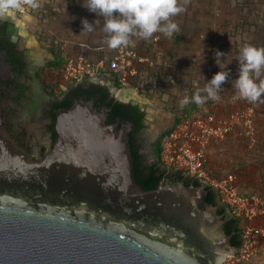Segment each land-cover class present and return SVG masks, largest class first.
I'll list each match as a JSON object with an SVG mask.
<instances>
[{"label": "water", "instance_id": "1", "mask_svg": "<svg viewBox=\"0 0 264 264\" xmlns=\"http://www.w3.org/2000/svg\"><path fill=\"white\" fill-rule=\"evenodd\" d=\"M29 96L15 107L16 130L53 99L36 81ZM56 114L40 161L0 114V264H224L237 253L205 186L137 183L129 125L107 124L85 100Z\"/></svg>", "mask_w": 264, "mask_h": 264}, {"label": "rangeland", "instance_id": "2", "mask_svg": "<svg viewBox=\"0 0 264 264\" xmlns=\"http://www.w3.org/2000/svg\"><path fill=\"white\" fill-rule=\"evenodd\" d=\"M84 2L85 0H48L46 3L48 7L43 5L39 10L31 12V14L27 13L20 17L10 10L11 13L9 15L15 18L17 23L22 26L23 35L26 36L27 44L30 46L31 53L34 56L42 61L50 62L54 60V54L58 53L64 55L66 61L74 57L75 51L70 48L72 39L70 40L68 35L70 34L69 27L66 32L61 30L60 27H65L68 22L70 25L71 21L78 22L77 20H79L80 23L82 18H88L82 16V14L88 13L87 8L82 6ZM177 3L178 6L183 8V11L170 18L177 26L192 25L189 22L196 19L198 23L201 22L202 25H205L204 28H209V21H211L215 25V27L213 26L214 28H217L219 32V29L222 31L221 34L218 32L213 36L205 37L204 35L198 38L199 45L196 48L200 51L193 57L189 56V58L193 59L190 61L194 63L193 65L183 60L184 47L182 46L184 43L192 44L191 42L196 40V38L184 37L182 29L179 30V27L170 37L156 32L147 39L152 42L153 38H158L155 47L157 48L158 46L159 51L154 54L153 65L143 68L138 78L129 87L136 94V97L132 99H136L147 112V128L138 137L142 160L146 165L156 162L155 144L173 126H169V124L175 119L176 107L181 106L176 102H181L182 98L187 96L185 90L195 92L203 98L206 93L202 89L208 83V80L220 70L230 73L234 72L235 75L232 79V82H234L238 76L237 57L240 49L245 45L264 47V41L259 43V40L264 35V0H177ZM231 19L233 20L232 26H230L229 22ZM99 24L104 27V21ZM226 27L228 28L227 31L230 32L229 35L231 34L232 38L235 39L234 43H231V40L227 41L229 38L224 32ZM130 41L137 46L138 43L146 40L131 36ZM228 46L230 47L229 50L233 48L232 57L234 63L227 68L225 56ZM216 51L224 53L218 60L221 64V69L215 62ZM85 54L90 56V53ZM96 57L102 58L100 53L99 55L96 54ZM263 75L264 70H262L260 76ZM54 76L55 74L51 72L46 77L47 79L43 76L41 81L45 82L44 80H46V82L52 83L55 81ZM229 77L228 75L226 78L228 82ZM100 80L111 86V91L115 96L125 100L121 97L120 86H112L108 78L103 77ZM35 81L46 94L43 90V87H46L44 83L38 80ZM63 86L64 82L58 83L55 89L59 90ZM47 95L49 94L47 93ZM255 114L257 118V109H255ZM256 141H258L257 135ZM247 148L248 150L250 149L249 147ZM179 183L181 182H175L168 178L162 181V184ZM261 218H264V216ZM245 224L246 222L241 220V229L244 228ZM261 227L264 228V226ZM263 261L258 260L249 264H264Z\"/></svg>", "mask_w": 264, "mask_h": 264}, {"label": "built area", "instance_id": "3", "mask_svg": "<svg viewBox=\"0 0 264 264\" xmlns=\"http://www.w3.org/2000/svg\"><path fill=\"white\" fill-rule=\"evenodd\" d=\"M18 3L20 7L11 11L20 17L36 11V7H31L27 0H18ZM157 41L158 38H153L151 44ZM100 56L102 58L80 54L67 59L61 68L52 71L55 74L53 84L104 77L117 82L121 90L128 89L140 71L154 62L149 51L141 52L131 41L127 46L102 51ZM187 99L188 94L182 101ZM180 109L182 106L176 107L175 115L181 119L174 123L162 141L161 163L166 170L165 175L181 172L183 176L197 180L220 197L229 216L246 222L242 228L241 247L237 253L228 255L224 263L249 264L264 260V228L253 225L256 218L264 216V199L244 192L235 172L213 174L208 159V150L213 142L222 143L234 135L244 140L250 149L255 147L257 118L254 105H243L223 115L205 103L199 104L191 116Z\"/></svg>", "mask_w": 264, "mask_h": 264}, {"label": "flooded vegetation", "instance_id": "4", "mask_svg": "<svg viewBox=\"0 0 264 264\" xmlns=\"http://www.w3.org/2000/svg\"><path fill=\"white\" fill-rule=\"evenodd\" d=\"M22 30V26L11 15L0 14V114L3 115L5 129L10 137L33 159L40 161L51 150L56 140V112L66 109V103L73 104L77 100H85L93 102L94 107L106 115L110 124L124 127L129 125L131 127L128 132L129 142L136 149L139 144V134L147 128V112L144 107L136 99H119L112 93L111 86L100 80L102 78L67 81L59 90L55 89L56 86L53 82L41 81L43 76L47 79L46 77L54 68L48 67L49 61H42L31 53V48L28 46ZM35 80L44 83L46 87H43V90L53 99L42 100L39 103L40 111L36 113L33 109L28 112L27 123L16 130L12 122L15 107H20L24 101L30 98L29 93ZM110 81L112 86L116 87V83L113 80ZM116 103L139 106V111L143 114L141 117L142 127L137 128L130 121L112 116L113 106ZM36 131L38 135L35 133ZM140 163L143 167L151 165H146L142 158ZM228 216L227 214V219ZM239 228L241 229L240 226ZM241 238L243 241L242 229Z\"/></svg>", "mask_w": 264, "mask_h": 264}, {"label": "crops", "instance_id": "5", "mask_svg": "<svg viewBox=\"0 0 264 264\" xmlns=\"http://www.w3.org/2000/svg\"><path fill=\"white\" fill-rule=\"evenodd\" d=\"M47 2L48 0H35V3L37 4V7L35 8L36 11L39 10V8L43 5H47L46 7H48V4H46ZM82 16L88 17L87 20L90 23L93 22V30L91 32L86 30L82 31L81 21L84 20L83 18L80 20V23L79 20H77L78 22L71 21L72 23L70 25L68 22L65 27L61 26L60 28L61 30L66 32L69 27L70 34H67L70 36V40L72 39L70 48L75 51V53L73 54L74 56L90 53V56L94 55L93 57H95L97 53H101L102 51H105L109 48L106 43L108 34L104 32V27L99 24L101 21H104L105 23V20L103 17L97 16L95 13L89 11L88 13L82 14ZM229 22L230 26H232L233 20L231 19L229 20ZM189 23H192V25L178 27L179 30L182 29L181 31L184 37L190 36L191 38H196V40L191 42L194 45L184 43V45L182 46L184 47L183 60H185L187 63H190V65H193L194 63L190 62L193 59L189 58V56L193 57L197 53H199L200 50L196 48L199 45L198 38L204 35L205 37L210 35L213 36L216 35L219 31L217 30V28H214L215 25H213L211 21H209V28H204L205 25H202L201 22L198 23V20L196 19L191 20V22ZM58 24L60 25V23ZM227 29L228 28L226 27L224 30V32H226L225 35H227V37L229 38L227 41L231 40V43H234L235 39L232 38L231 34L229 35L230 32L227 31ZM219 30V34H221L222 30ZM263 39L264 35L259 40V43L263 42ZM137 47L143 53H148L149 51L153 56V60L155 57V52L157 51L158 53L159 51V47L157 46L156 48L155 43L151 44L149 40L138 43ZM229 48L230 47L228 46L226 49L227 68L234 63L232 57L233 48L231 49L232 51L229 50ZM198 63H200V61H198ZM228 73L230 76L228 79L229 82L226 80L223 84H221L220 90L218 92L219 100L211 99V101L213 102L211 107L216 108L219 114L223 115L226 114V112L237 109L240 106L253 104L258 112L256 122V134L258 141L254 149L252 148V150H248L245 141L238 138L236 135L232 136L227 141L222 143L213 142L208 150L209 167L211 172L215 175H225L226 173L230 172L237 173L240 185L244 192L249 194H257L264 198V95L258 98L255 102H249L248 100L241 98L238 91L233 86L234 82H232V79L235 75L234 72ZM260 80H264V75L257 78V83H259ZM188 91L189 90H185L187 94ZM174 123L175 119L169 124V126L174 125ZM220 205L223 206L221 201ZM255 222L260 226H264V218H260Z\"/></svg>", "mask_w": 264, "mask_h": 264}, {"label": "clouds", "instance_id": "6", "mask_svg": "<svg viewBox=\"0 0 264 264\" xmlns=\"http://www.w3.org/2000/svg\"><path fill=\"white\" fill-rule=\"evenodd\" d=\"M27 2L31 7H37L33 0ZM82 6L104 18V32L108 34L106 43L112 49L127 46L131 36L147 40L153 33L159 32L170 37L178 27L170 18L183 11L177 0H85ZM19 7L18 0H0V12ZM81 23L82 31L93 30V22L84 19ZM223 55L221 51L215 52V62L220 69L218 60ZM237 61L238 76L233 86L241 98L255 102L264 95V80L257 83V78L264 70V47L245 45L240 49ZM228 75V72L220 70L208 80L202 89L207 98L219 100L220 86ZM192 100L197 105L203 102L199 94L194 95ZM184 103H187V100L181 101V104Z\"/></svg>", "mask_w": 264, "mask_h": 264}, {"label": "trees", "instance_id": "7", "mask_svg": "<svg viewBox=\"0 0 264 264\" xmlns=\"http://www.w3.org/2000/svg\"><path fill=\"white\" fill-rule=\"evenodd\" d=\"M64 61H65L64 55L55 53L54 60L49 62L48 67L61 68L64 64ZM115 83H116V86L119 87V84L117 82ZM194 95H196L195 92L188 91L187 103H184V104L180 103V105L182 106V109H180V111L184 112L187 116L193 115V113L198 110L199 105L194 103L192 100V97ZM202 101H203L202 103H205L208 105L213 104L211 99L207 98V94L203 96ZM177 104H179V102ZM66 105H67L66 108H69L72 105V103H66ZM111 114L112 116H115V117L118 116V117L123 118L126 121L132 122L137 128L142 127L141 117L143 114L139 111V106L121 105L119 103H116L113 106V111ZM180 119H181L180 117L176 116L175 123L178 122ZM107 124H110V121H107ZM169 131L170 129H168L166 133L162 135L160 140L155 144V154L157 156V160L155 163L151 164L150 166L143 167L140 163V159L142 158V155L140 153L141 146L138 144L136 149H134L132 146V143L129 142V146L131 148V153H132L133 160H134L135 177H136L137 183L145 190L157 189L161 185L163 179L165 178H168L175 182H184L186 185H195V186L200 185V183L197 180H194L189 177H185L182 175L181 172H171L166 175L163 172L164 169L162 168V163H161L162 141ZM206 189L208 191L207 196L205 198L206 203L217 207L218 214L223 219H225V223L223 224L222 228L227 235H231V244L237 248L241 247L243 243L242 238H241V229L239 228L241 220L236 219L231 216H228V219H227L226 218L227 211L225 207L219 204V202L221 201L220 197L212 189L210 188H206ZM261 217L256 218L253 222V225H255L258 228H262V227L259 224H257L255 221L260 219Z\"/></svg>", "mask_w": 264, "mask_h": 264}, {"label": "bare ground", "instance_id": "8", "mask_svg": "<svg viewBox=\"0 0 264 264\" xmlns=\"http://www.w3.org/2000/svg\"><path fill=\"white\" fill-rule=\"evenodd\" d=\"M2 13L9 15V14L11 13V11H8V12H2ZM120 92L122 93L121 97H122L123 99H125V100H126V99H130V98H134V97H136L135 92H133V90H131L130 88H128V89H123V90H121Z\"/></svg>", "mask_w": 264, "mask_h": 264}]
</instances>
